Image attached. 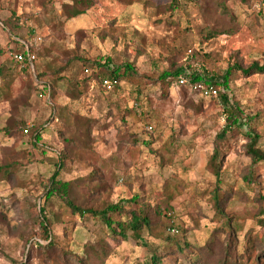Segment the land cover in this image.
<instances>
[{"label": "rangeland", "instance_id": "374dc122", "mask_svg": "<svg viewBox=\"0 0 264 264\" xmlns=\"http://www.w3.org/2000/svg\"><path fill=\"white\" fill-rule=\"evenodd\" d=\"M26 46L35 49L40 80L11 59ZM106 59L113 69L132 64L138 76L107 91L96 69ZM253 63L264 65V0H0V264H77L63 253L46 257L45 223L60 251L82 256L93 246L104 264L155 254L163 264H187L211 243L214 262L233 231L239 262H263L264 217L254 197H264V166L247 156V126L225 143L221 98L159 81L178 69L216 80L232 70L227 94L253 120L264 150V74L236 69ZM221 144L233 231L213 206L209 161ZM57 170L73 184L77 206L100 211L139 196L153 208V226L114 239L101 220L45 201ZM251 170L257 193L244 179ZM179 243L183 254H170Z\"/></svg>", "mask_w": 264, "mask_h": 264}, {"label": "trees", "instance_id": "16d2710c", "mask_svg": "<svg viewBox=\"0 0 264 264\" xmlns=\"http://www.w3.org/2000/svg\"><path fill=\"white\" fill-rule=\"evenodd\" d=\"M91 4H88L87 8H89ZM84 13L83 11H77L75 16L80 15ZM20 53V52H19ZM23 54L31 53L35 54V49L31 46H26L25 50L22 52ZM37 59V55H36ZM37 61V60H36ZM104 63L98 62L96 64V69L99 71V75L103 76V79H110V80H116L118 81V85L114 89H118L119 86L123 82H129V79L135 78L138 76L136 69L132 64H126L121 67L117 68H111V60L106 59L103 60ZM238 71H241L242 75L245 77H250L253 74H264V65L260 66L259 63H253L250 67L247 69L241 68L239 66L236 67ZM27 71V70H26ZM29 72V71H28ZM34 72L36 73L37 80H40L43 76L38 74L36 72V63L34 64ZM34 72H30L32 75ZM185 73L183 69H178L173 72H164L159 81L162 83L163 86H166V88L173 86L176 78L180 76L181 74ZM193 82H204L205 84H211L216 86L220 89V94L218 98H221L225 107V113H226V125L223 128V131L219 135L225 136V143L227 141V135H230L233 133V131L238 130L243 126H247L246 136L248 137L249 143L246 145V153L247 156L250 157L253 161V164L256 166L263 165L264 166V150H262L259 146V142L261 140V136L254 130L253 126H250V122L252 123L253 120L249 118H244V113L240 106L236 103H233L231 99L229 98L227 92L230 89V82L232 77V70H228L225 75L220 78V80L216 79H207L202 74H193L189 76ZM49 89V94L52 96V88L50 86L46 87ZM113 89V90H114ZM179 89H186L189 92L195 94L198 92H195L188 88H179ZM112 90V91H113ZM247 119V120H246ZM244 120L245 123H244ZM36 143H39L41 141V133L37 132L35 136ZM222 144L221 146H217L213 155L210 158L209 161V170L214 173L216 176V182H217V188L213 192V206L217 212V214H220L221 217L226 218L225 225L233 231V225H237V222H232L231 219L227 218L226 214V206L228 204L229 194L226 193L227 190H224L221 187V173H222V158L223 155H225L222 151ZM62 162L59 166V169L62 168V163L64 161V157L61 158ZM60 170H57L54 175L49 179L48 184L45 188V192L43 195V199L45 201H50L52 199H58L60 200L66 208L73 214H78L81 217L90 216L94 217L95 219L101 220L105 224V226L108 229V233L112 235L114 239H118L119 237L122 238V240L127 241L131 237L137 236L140 232H142L145 228H150L153 226V217L151 216V212L153 211V208L150 204L143 203L139 196H135L131 200H121L120 202L116 204H107L103 207L102 210H96V209H87L82 208L76 205L74 199H73V184L71 182H65L59 179V172ZM259 174L257 170H251L247 176L244 177L247 184L249 185L250 189L254 191L255 193L258 192V190H261V184L258 181ZM258 194V195H257ZM254 199L256 198L259 202L262 203V207L260 210V214L264 217V197L261 195V193H257ZM40 213H44V207H41ZM264 223V220H263ZM45 223L42 224L43 229V239L47 242V245H45L44 250L46 257H48L50 260L53 261V259L50 258V253L54 255H61V259H64V256H66L71 261L77 262V264H104L106 261V256L103 255V253L96 249L93 246L88 247L85 250V253L82 256H74L72 252L65 251L62 252L59 250L56 243L53 241V237L49 231V229L46 226ZM174 228V222H170L169 230L172 231ZM242 229V226L240 227ZM233 233H235L233 231ZM231 233L229 237V241L227 244L226 252L224 254H221V256H217L218 258H215V261L213 262L211 257L214 255V243L208 244L205 246V250H202V252L205 254L203 257L198 259V261L190 259L188 260L187 264H241L239 262L240 257L236 254V245L234 234ZM233 234V236H232ZM234 245V248L232 246ZM183 246L181 244H177L175 251L170 250V254L172 253H181L183 254ZM184 247H187V250L190 251L191 254L193 251L188 248V245H184ZM210 247V248H209ZM212 247V248H211ZM255 248V245L252 246V250ZM247 253L250 254L251 248L246 249ZM264 258V250L260 253ZM259 254V255H260ZM187 258V257H186ZM202 259V260H201ZM171 261V260H170ZM259 262V261H258ZM55 261H53V264ZM260 263V262H259ZM141 264H163L162 257L158 254H155L150 260H146V262H143ZM260 264H264V261Z\"/></svg>", "mask_w": 264, "mask_h": 264}, {"label": "built area", "instance_id": "2783aa9c", "mask_svg": "<svg viewBox=\"0 0 264 264\" xmlns=\"http://www.w3.org/2000/svg\"><path fill=\"white\" fill-rule=\"evenodd\" d=\"M11 59L16 64L20 65L21 68L29 71L34 72V64L36 63V55L27 53H15L12 54ZM102 85L104 89L107 91H112L117 85L118 81L104 79L102 81ZM172 88L179 89V88H188L198 93H205L210 95L214 98H218L220 94V89L211 84H205L204 82H193L191 78L187 77L185 74H181L178 76L172 86ZM152 129V128H150Z\"/></svg>", "mask_w": 264, "mask_h": 264}]
</instances>
